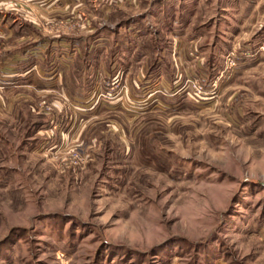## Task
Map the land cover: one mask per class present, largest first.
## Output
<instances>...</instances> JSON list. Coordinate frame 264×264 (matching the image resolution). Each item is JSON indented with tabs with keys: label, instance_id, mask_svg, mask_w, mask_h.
I'll list each match as a JSON object with an SVG mask.
<instances>
[{
	"label": "rangeland",
	"instance_id": "rangeland-1",
	"mask_svg": "<svg viewBox=\"0 0 264 264\" xmlns=\"http://www.w3.org/2000/svg\"><path fill=\"white\" fill-rule=\"evenodd\" d=\"M24 11L0 32L35 56L0 81V264H264V0Z\"/></svg>",
	"mask_w": 264,
	"mask_h": 264
},
{
	"label": "crops",
	"instance_id": "crops-1",
	"mask_svg": "<svg viewBox=\"0 0 264 264\" xmlns=\"http://www.w3.org/2000/svg\"><path fill=\"white\" fill-rule=\"evenodd\" d=\"M20 2L19 4L14 3L12 0H0V32L5 33L3 39H10L11 37H14L12 42H16L17 40L24 39L23 36H27L26 31L29 29L31 24V20L29 18V14L24 11L26 9L32 8L35 13H39L45 16V14H53L57 11H65L68 6V2L71 0H58L56 6H54V2L52 0L45 1H39V0H15ZM61 4H63V8L58 7ZM21 6L22 8H17L18 6ZM17 6V7H15ZM57 7V8H56ZM66 12V11H65ZM32 26L34 24H31ZM29 26V27H28ZM26 30V31H24ZM20 31V32H19ZM20 33V35H16L17 33ZM57 39V40H56ZM36 41V40H34ZM33 41V42H34ZM67 38H50V44L51 48L52 46L58 45V47L66 48L68 43ZM20 48H16V46L9 47L4 46L2 49V52H0V81H6L11 79H21L26 77L31 70L27 69L25 66L27 62L29 61L28 57L29 55L33 59L35 56H32L31 52L28 51H20ZM46 59V57H45ZM46 63L49 64L50 59H48V62L46 60ZM45 66H47L45 64ZM68 67V64H67ZM69 69V67H68ZM53 69H49L48 75H52L56 73V70L51 72ZM56 77V76H55ZM1 83V82H0ZM3 84V83H2ZM7 83H4V85ZM1 89V88H0Z\"/></svg>",
	"mask_w": 264,
	"mask_h": 264
}]
</instances>
